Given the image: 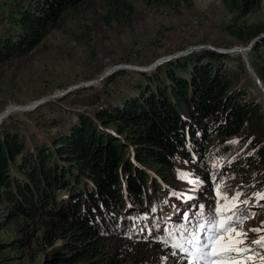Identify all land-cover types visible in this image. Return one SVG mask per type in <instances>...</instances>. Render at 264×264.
I'll list each match as a JSON object with an SVG mask.
<instances>
[{
	"label": "trees",
	"instance_id": "16d2710c",
	"mask_svg": "<svg viewBox=\"0 0 264 264\" xmlns=\"http://www.w3.org/2000/svg\"><path fill=\"white\" fill-rule=\"evenodd\" d=\"M11 1L15 20L11 13L7 20L16 29L0 39V62L34 51L91 0ZM103 1L111 8L108 24L129 23L135 15L129 0ZM145 2L175 13L192 4ZM223 4L235 20L227 30L241 44L264 33V24L240 23L264 0ZM259 48L258 42L252 52ZM232 59L206 49L139 72L133 95L79 112L69 132L54 136L50 145L28 148L25 133L6 120L0 126V214L4 226L22 234V260L36 250L34 260L41 256V264H167L174 257L187 264L178 251L173 255L171 243L185 227L196 230L199 206L206 219L217 197L239 189L241 176L247 186L251 171L264 172L263 108L226 71L224 63ZM253 66L264 83V72ZM178 156L198 175L183 197L171 189ZM261 219L237 231L258 239L264 231L250 230L264 227Z\"/></svg>",
	"mask_w": 264,
	"mask_h": 264
},
{
	"label": "rangeland",
	"instance_id": "374dc122",
	"mask_svg": "<svg viewBox=\"0 0 264 264\" xmlns=\"http://www.w3.org/2000/svg\"><path fill=\"white\" fill-rule=\"evenodd\" d=\"M129 1L135 8V15L129 23L108 24L106 18L111 8L103 0H91L80 11L70 13L62 26L53 29L34 51L0 62V126L6 120L15 123L25 133L28 148L50 145L54 136L69 132L77 122L79 112L91 113L100 105H118L135 93L134 86L140 81L139 71L126 68L114 71L115 66L149 67L159 60L201 45L225 50L246 47L227 30L235 20L226 10L223 0H192V4L184 5L179 13L151 8L145 0ZM15 9V2L0 0V39L16 29L15 24L7 20L9 13L15 20ZM244 21L248 24H264V5L241 19L240 23ZM259 43L260 48L256 53L252 50L248 52L256 74L253 64L264 72V42ZM232 57V60L224 63L226 71L234 77L238 88L262 105L264 112V93L259 84L251 77L241 55ZM107 72L112 74L101 81L100 78ZM89 82H93L94 86L75 90L32 111H23L45 97ZM175 162L176 181L171 184V189L183 197L187 191L195 188L198 175L192 172L181 156ZM248 175L253 176L249 185L245 186L248 180L241 176L243 183L235 184L239 189L225 196L230 199L237 192L243 193L239 199L249 202L241 205V209L247 210L248 219L239 227L247 229L253 221L254 224H260L264 216V199L257 195L264 194V172L259 174L251 171ZM225 197L215 199L217 208H220L218 218H222L225 212L224 205L228 203ZM173 216L177 217V214ZM1 218L0 214V264H41V256H38L39 262L34 260L36 250H33L31 259L22 260L21 249H17L22 234L4 226ZM230 236L247 241L245 245H234V248L250 247L252 251L243 255L233 250L223 255L232 256L238 264H264V245L259 247L262 254L253 256L259 251L258 245L252 243L257 239L236 236V232ZM230 236L226 235L224 242H229ZM167 264L183 262L174 257Z\"/></svg>",
	"mask_w": 264,
	"mask_h": 264
},
{
	"label": "snow or ice",
	"instance_id": "6c2138e0",
	"mask_svg": "<svg viewBox=\"0 0 264 264\" xmlns=\"http://www.w3.org/2000/svg\"><path fill=\"white\" fill-rule=\"evenodd\" d=\"M242 195V192H237L230 199L225 197L228 203L224 205L225 212L222 218H218L220 208H213L209 216L205 219L204 205H200V217L197 218L196 230L189 231L185 227L181 232V238L173 239L171 243V247L174 249L173 255H176L178 251L187 261V264H229V261L231 264H238L235 258L223 255V253L233 250L243 253L252 251L250 247L244 249L234 248V245L242 244L244 241L230 236L233 232H236V236H247V232L237 231V228L248 219L246 214L243 216L239 215L241 205H247L249 203L247 200L241 201L239 199ZM257 195L258 198L264 199V194ZM185 219L187 220L188 218L185 217ZM250 231L260 233L264 231V227L254 228ZM184 233H187V235H184ZM226 235L230 236L229 242H224ZM164 243L167 244L168 241ZM252 243L264 245V235H261L257 240H253ZM218 245L219 247H217Z\"/></svg>",
	"mask_w": 264,
	"mask_h": 264
},
{
	"label": "water",
	"instance_id": "95a60500",
	"mask_svg": "<svg viewBox=\"0 0 264 264\" xmlns=\"http://www.w3.org/2000/svg\"><path fill=\"white\" fill-rule=\"evenodd\" d=\"M264 40V33L261 34L260 36H258L256 39H254L248 46L246 47H234L232 49H228V50H225V49H219V48H215L213 46H206V45H201V46H196V47H191L189 49H187L186 51H182V52H179L177 53L176 55H173L169 58H165L163 60H159L157 62H155L153 65L149 66V67H134V66H129V65H121V66H115L114 67V71L119 69V68H126V69H131V70H136V71H139V72H143V73H147V72H150L152 70H154L155 68L159 67L160 65L164 64V63H167V62H170V61H173V60H176V59H179L180 57H183V56H186L194 51H201V50H205V49H208V50H212V51H215L217 53H220V54H224V55H230V56H233L234 54H240L241 57L243 58V60L245 61V64L247 66V70L248 72L250 73L251 77L254 78V80H256L260 86V89L263 91L264 93V85H263V82L261 81L260 77L255 73L250 61H249V57H248V52L251 51L253 49V47L260 41ZM113 71V72H114ZM112 74V73H111ZM111 74H108L107 73H104L103 77L100 78V80H104L105 78H107L109 75ZM91 86H94V83L93 82H89V83H86V84H80V85H75L73 87H69L67 88L66 90L64 91H61L59 94H54V95H51L49 97H45L43 98L42 100L34 103V105L32 106H29L28 108H26L25 110H23L24 112H28V111H32L34 109H36L37 107H39L40 105H43L45 104L46 102L48 101H51V100H55L57 98H60V97H63L75 90H80V89H86V88H89ZM17 107H21V106H17Z\"/></svg>",
	"mask_w": 264,
	"mask_h": 264
},
{
	"label": "bare ground",
	"instance_id": "6f19581e",
	"mask_svg": "<svg viewBox=\"0 0 264 264\" xmlns=\"http://www.w3.org/2000/svg\"><path fill=\"white\" fill-rule=\"evenodd\" d=\"M236 49H237V47H236ZM234 55H236V54H234ZM240 55V54H239ZM258 83V82H257Z\"/></svg>",
	"mask_w": 264,
	"mask_h": 264
}]
</instances>
